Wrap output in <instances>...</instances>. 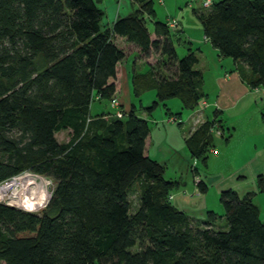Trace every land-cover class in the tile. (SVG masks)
<instances>
[{"label":"trees","instance_id":"obj_1","mask_svg":"<svg viewBox=\"0 0 264 264\" xmlns=\"http://www.w3.org/2000/svg\"><path fill=\"white\" fill-rule=\"evenodd\" d=\"M101 1L0 0V184L24 172L54 183L40 214L0 203V264H264L253 194L223 191L222 215L190 219L171 202L179 183L145 156L150 129L137 107L120 119L91 114L93 102L116 99L125 59L116 37L155 59L131 78L133 97L155 92L147 113L170 99L184 110L206 99L197 53L188 48L178 59L171 36L182 31L155 21L152 0H131L134 13L107 29ZM194 14L218 56L242 64L249 71L239 72L242 80L264 90V0H218ZM216 119L185 140L203 165ZM63 131L70 136L60 144L55 135ZM197 188L207 191L204 181ZM257 188L264 195L261 176Z\"/></svg>","mask_w":264,"mask_h":264},{"label":"crops","instance_id":"obj_2","mask_svg":"<svg viewBox=\"0 0 264 264\" xmlns=\"http://www.w3.org/2000/svg\"><path fill=\"white\" fill-rule=\"evenodd\" d=\"M105 0H102L101 3H104ZM131 2V0H130ZM131 6H133L134 10H128L129 14H124V16H121V9H119L113 17V22L110 24V26H105L104 28H111L112 24L115 22L118 18L126 17L132 13L138 8L137 5L130 3ZM119 5V4H118ZM103 10V9H102ZM104 11V10H103ZM199 11V10H196ZM194 13V11H193ZM105 14V11H104ZM109 16H111L109 14ZM156 17V12H155ZM156 21V19H155ZM179 25V23H178ZM180 26V25H179ZM181 28V26H180ZM182 34L180 36L175 35V33H172L176 40L181 44H187L188 48L194 51L191 48L192 43L190 40L186 37H184V31L181 28L180 29ZM204 38V36H203ZM121 39L119 37H116L114 39V43L117 46V41ZM123 39V38H122ZM121 39V40H122ZM126 42V40L124 39ZM207 44L210 45L209 42L206 41ZM129 47H135L136 52L134 59L129 61V56L125 53V59L117 65V74H116V85H117V94L116 99L120 103V109L123 110V112L128 113L130 108L132 106H135V102L133 100L132 96V86H131V78L133 73L138 74H145L148 70L142 69V72L138 70V68L142 65L147 63L153 64L154 63V57L151 56L149 59H144L142 54L140 53V50L130 44L126 43ZM211 46V45H210ZM118 47V46H117ZM119 48V47H118ZM212 48V47H211ZM122 50V49H121ZM194 52L197 53L198 56V65L201 63V58L203 57V52L200 50V48L195 50ZM212 52H214L215 57L217 58L216 62L218 63H225L226 68H220L216 64V69L213 72L212 76V87L205 89V82L203 73L200 70H197L201 72L202 79H203V85L202 90L203 93L206 95V99L200 104L201 109L200 111H197V115L195 118L189 123L186 122L188 125V130L184 133H181L180 135L175 133V130L172 129L174 124L173 122H170V120L174 117H176V114L173 113L170 108H167V101L164 104H159L158 106L162 105L164 108H166V114L163 117L160 114L159 122L162 124L161 128H157L154 132H152V129H150V133L148 138L145 142V156L156 160L160 162L162 165L165 166V172L166 169L168 170V167L171 168L172 176L168 179H165L167 181L172 182H178L179 188L177 191H175L171 196V202L175 209H177L179 212L183 213L190 219H193L195 221H203L206 219L208 212H214L218 209H220V205L218 204V196L221 192L226 190H233L235 191L240 197H243L247 194H253V197L256 196L258 193L257 188V178L263 177L264 178V168L259 167V164H253L252 160L253 156L248 158L245 163H242V165H234L228 168L229 174L227 176H224L222 171H217L216 174L219 175V177H216V179L224 177L223 180H220L217 185L216 189L214 191V197L216 196V200L209 201L208 199V192H209V185L206 184V193H201L198 188L197 184L194 181V174L192 175V184L189 187V184L187 180H184L187 178L188 172H190V165L181 163V160L179 158V155L181 154L184 159H188V161L192 160L186 146H185V140L188 138V136L193 133L201 124L204 122H209L214 119L215 116H217V121H220V124L217 125L218 130L220 132L219 137L223 139V144L220 145L225 146L227 149L231 142L233 134L232 132L226 127L225 124L228 123V115L231 112H237L240 109V106L242 108V104L245 103L248 107L247 109L255 107H260L261 105H264V90L260 89H251L244 80H242V76H240L239 72L243 73V75L247 78L249 77V71L246 67H244L242 64L234 63L231 59L230 61H225L224 58H220L217 54V51L212 48ZM129 64V65H128ZM143 66V65H142ZM262 101V102H260ZM260 102V103H259ZM109 104V103H108ZM157 106V107H158ZM156 107V108H157ZM141 110H144L145 113L141 114L137 112V116L149 123L148 117H151L152 114H149L146 112L143 105H140ZM182 108V107H181ZM182 110H184L182 108ZM106 112L99 111L92 115H99ZM113 114V113H112ZM177 120L179 126H181L183 122H179L181 119L179 117L182 116L181 113H178ZM154 122V121H153ZM156 122V121H155ZM157 122V123H159ZM157 123H154L157 125ZM225 131L228 132V136H224L222 133ZM214 133L218 135V132H213V146L214 148L210 150L209 154L215 152V142H214ZM229 137V138H228ZM228 138V139H225ZM217 156V155H216ZM219 156L216 158L218 159ZM170 161H173V166L170 167ZM255 161V160H254ZM209 162V156L207 159L206 164L204 165L207 167ZM227 163V160H226ZM248 163V164H247ZM184 164V165H183ZM197 168V166H196ZM215 174V175H216ZM257 177V178H256ZM256 178V181L254 180ZM198 181H202L200 179ZM249 181L250 185L246 182ZM215 184V183H214ZM213 186V183H212ZM210 186V187H212ZM256 205V204H255ZM257 206V205H256ZM258 207V206H257ZM259 208V207H258ZM260 210V209H259ZM217 214V213H216ZM264 223V221H262Z\"/></svg>","mask_w":264,"mask_h":264},{"label":"rangeland","instance_id":"obj_3","mask_svg":"<svg viewBox=\"0 0 264 264\" xmlns=\"http://www.w3.org/2000/svg\"><path fill=\"white\" fill-rule=\"evenodd\" d=\"M154 4V11L156 12V21L165 23L166 21L170 19L176 20L181 28L184 31V37L188 38L190 42L192 43L191 48L195 51H197L198 48L202 50L203 57L201 58V63L196 65L194 67V70H200L203 73L204 82H205V89L212 87V76L213 72L216 69L215 64L220 68H226L225 63H218L216 62L217 58L215 57L214 52H212V48L209 44L206 43L207 40L203 38V32L201 25L193 13L194 10L204 11L203 3L204 0H152ZM130 0H105L104 3L100 4V8H102L105 11V16L102 21V26H110V24L113 22L114 14L121 9L122 13L121 16H124V14H129L128 10L132 11L134 10L133 6L130 4ZM119 4V5H118ZM109 14L111 16H109ZM178 25V26H179ZM179 26V29H181ZM177 31V30H176ZM122 39V38H121ZM119 39L117 41V46L122 49L126 54L129 56V61L134 59V54L136 52L135 47H129L126 45L127 42L124 41V39ZM171 41L175 47L177 57L178 59H182L187 54L188 46L187 44H180L175 36H171ZM208 42V41H207ZM190 48V47H189ZM157 58V57H156ZM225 61H230L228 58H224ZM129 65V64H128ZM143 65V66H142ZM138 70L142 72V69L148 70V65L142 64ZM133 96V95H132ZM117 100V99H116ZM133 100L135 102V105L137 107V110L139 113L143 114L145 113L144 110H141L140 105H143L144 107H149L152 102L155 100V92L154 91H147L144 92L140 97H133ZM264 102V100H262ZM260 101V102H262ZM259 102V103H260ZM118 106L116 108H112L110 103L106 101H95L91 104V114H95L99 111H103L106 113H113V116L116 118V114L119 113L121 117H123L126 113L123 112L122 109H120V103L118 102ZM167 108H170L172 112L175 113H181L182 116L179 117L181 120L179 122L184 123L179 126L178 120L173 121L172 118L170 122H173V128L175 130V133L181 134L188 130V125L186 122L190 121L196 117L198 114L197 111L201 109V105H199L194 110H182V105L178 99H170L167 101ZM245 103L242 104V108L240 106V109L237 112H231L228 115V123L225 124L226 127L232 132V142L230 146L226 149L223 144V139L219 137V130L218 127L213 132H218V135L214 133V142H215V152L209 154V162L208 166L205 167L203 163L199 160H195V165L197 168L195 170H192L193 162L194 160L184 159L182 155H179V158L181 160V163L189 164L190 165V172H188V176L184 180H187L189 187L192 184V175L194 174V181L196 184L198 183L199 177L209 185V192H208V199L209 201L216 200V196L214 197V191L216 189V185L220 180H223L222 177L216 179V177H219V175L216 174L217 171H222L224 176H227L229 174L226 173L228 171V168L234 165H242V163H245L246 160L253 156L252 163L253 164H259V167L264 168V105L260 104V107H253L250 109H247ZM177 113V114H178ZM197 113V114H196ZM151 117H148V126L152 129V132H154L157 128H161L162 124H160L159 117L160 114L164 117L166 114V108H164L162 105L155 108V110L151 113ZM192 117V119L190 118ZM154 121V122H153ZM156 121V122H155ZM159 122V123H157ZM189 122V123H190ZM154 123H157L155 125ZM224 136H228V132L225 131L222 133ZM70 132L69 131H63L59 132L55 135V138L58 143H67L69 140ZM218 159L216 158L217 156ZM227 160V163H226ZM255 160V161H254ZM256 162V163H255ZM170 167L173 166V161H170ZM183 164V165H184ZM248 164V163H247ZM264 170V169H263ZM32 174V173H30ZM216 174V175H215ZM34 175V174H32ZM36 176V175H34ZM172 176L171 168L168 167V170L166 169V172L164 174V178L168 179ZM40 177V176H38ZM48 181V190H49V199L47 203L42 206L38 207L36 209H26L24 207H21L19 202L14 201H8L10 204H15L17 209L31 212V213H37L40 214L48 205L53 189H54V183L52 180L42 177ZM257 178V177H256ZM256 178L254 179L256 181ZM213 183V186H212ZM215 183V184H214ZM250 182L247 181L246 185ZM212 186V187H210ZM18 187L15 186L14 191L17 190ZM218 204L219 203V196H218ZM3 203V202H2ZM129 203L131 207V212L133 213L137 207H138V192H133L129 196ZM253 203L256 204L260 209V218L262 221H264V195L257 194L253 197ZM217 215L223 214V208L220 205V209L216 211ZM136 249V248H135ZM134 249V250H135Z\"/></svg>","mask_w":264,"mask_h":264},{"label":"bare ground","instance_id":"obj_4","mask_svg":"<svg viewBox=\"0 0 264 264\" xmlns=\"http://www.w3.org/2000/svg\"><path fill=\"white\" fill-rule=\"evenodd\" d=\"M13 186L18 188L10 194H7L8 187L1 188L0 199L5 196L8 201L19 202L21 207L26 209L42 207L49 199L48 181L42 177L29 176L23 178L18 184H13Z\"/></svg>","mask_w":264,"mask_h":264},{"label":"built area","instance_id":"obj_5","mask_svg":"<svg viewBox=\"0 0 264 264\" xmlns=\"http://www.w3.org/2000/svg\"><path fill=\"white\" fill-rule=\"evenodd\" d=\"M215 1H218V0H204V3H203V8L204 9H209L211 7V5L215 2ZM167 26L168 28L170 29V31H176V30H180L179 29V26H178V22L174 19H170L167 21ZM110 105L112 108H116L119 104H118V100L114 99L110 102ZM116 118L117 119H120L122 118L121 115L119 113L116 114ZM173 121H175V119H172ZM193 167H192V170H195L196 168V165H195V160L193 162ZM32 177L34 175L30 174L29 172H24V173H21L19 174L18 176H15L3 183L0 184V189L1 188H4V187H8L9 190H8V193L7 194H10L13 190H14V186L13 184H18L23 178H27V177ZM199 182V181H198ZM13 186V187H12ZM3 202V203H2ZM0 203L2 204H5V205H8V206H11V207H14V208H17L18 206H16L15 204H10L8 203V198L7 197H3L0 199Z\"/></svg>","mask_w":264,"mask_h":264}]
</instances>
